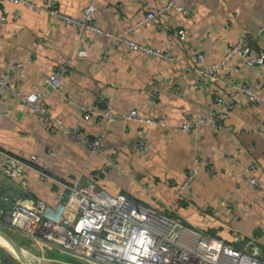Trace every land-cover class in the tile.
I'll return each mask as SVG.
<instances>
[{
	"label": "crops",
	"instance_id": "1",
	"mask_svg": "<svg viewBox=\"0 0 264 264\" xmlns=\"http://www.w3.org/2000/svg\"><path fill=\"white\" fill-rule=\"evenodd\" d=\"M30 1L36 6L49 3ZM54 1L60 13L75 18L81 17L88 2ZM165 1L93 0V22L106 33L168 49L173 61L133 50L104 34L87 30L78 35L74 26L46 10L0 1V76L23 94L42 90L40 102L47 113L65 126L78 127L83 136L93 138L105 132L99 154H90L62 131H50L20 99L0 89V148L26 161L35 156L31 164H45L47 172L62 182L78 180L114 196L123 194L134 204L163 214H169L162 206L168 204L176 211L174 218L209 236L235 245L253 239L264 259V105H248L247 96L241 94L232 109L220 111L212 94L218 89L228 98L233 86L247 83L264 96V63L249 67L235 56L231 65L237 70L216 75L229 82L228 87L219 80L199 77L202 88L198 89L196 72L184 69L193 63L195 51L203 54L205 66L219 62L227 43L241 33L249 35L253 52L264 55V35H254L264 25V0H179L187 9L185 14L168 11L155 21L136 25ZM178 28L185 31L180 41L175 36ZM81 49L86 54L76 55ZM64 62L69 63V70L56 91L46 85V77ZM152 92L157 95L154 103L149 101ZM100 98L116 114L125 116L135 109L140 116L163 118L170 124L182 123L187 116L198 119L215 113L224 128L216 131L203 123L196 133H187L145 125L139 133L133 119L99 120L107 107ZM80 105L95 108L97 114L83 118ZM139 138L146 141L145 151L136 147ZM206 162L217 169L215 173L205 172ZM2 163L0 156V187L5 196L17 194L56 206V196L62 191L59 184L26 169L24 194L19 179L1 173ZM192 168L198 174L176 197L177 185ZM246 172L257 177L261 189L244 181ZM58 253L47 246V257L57 259Z\"/></svg>",
	"mask_w": 264,
	"mask_h": 264
},
{
	"label": "built area",
	"instance_id": "2",
	"mask_svg": "<svg viewBox=\"0 0 264 264\" xmlns=\"http://www.w3.org/2000/svg\"><path fill=\"white\" fill-rule=\"evenodd\" d=\"M0 1L46 10L74 26L78 35L87 30L98 35L104 34L115 41H124L133 50L161 60L173 61V54L168 49L162 50L142 45L121 35L106 33L101 27L95 25L93 0H88L79 18L60 13L55 7L54 0H49L48 5L41 6H36L30 0ZM168 11L185 14L187 9L179 4V0H167L155 11L146 13L136 25L155 21ZM254 35L256 37L264 35V25L258 27ZM175 36L177 40H183L184 29L178 28ZM249 39L247 33H241L235 41L227 43L221 60L210 66H205L203 54L195 51L193 63L184 66L186 71L196 72L195 87L202 88L199 77L216 79L221 81L224 87L230 86L229 82L218 79L216 75L218 71L224 74L236 71L237 68L231 65L235 56L241 57L244 65L249 67L263 64L264 55L256 54L250 49ZM85 54L84 49L76 51L78 56ZM68 70V62L55 66L46 77V85L59 91L61 78ZM262 82L264 85V75ZM233 88V94L228 98L221 96L218 89L212 90L214 103L220 111L232 109L237 102V97L241 94L247 96L248 105H264V96L255 93L249 84L241 83ZM0 89L20 99L27 111L37 115L48 125L50 131L60 130L85 147L90 154H99L105 132L90 138L83 136L78 127L63 125L59 118L49 115L46 107L40 102L44 95L42 90L23 94L10 88L7 79L1 76ZM156 98V93L152 92L149 98L150 103H154ZM99 101H103L107 106L99 114V120L103 118L106 123H111L117 119H133L139 125V133L143 132L145 125H159L164 130L180 129L187 133H196L203 123H209L216 131L224 128L223 122L215 113L198 119L187 116L182 123L170 124L163 118L140 116L135 109H131L125 116L119 115L112 111L103 98ZM79 109L85 119L97 114L95 108L80 105ZM136 147L140 151H145L146 141L139 138ZM0 156L3 158L1 173L8 179H19L22 193L26 194V181L23 178L26 169H33L42 179H49L62 187V191L56 196L57 204L53 208L41 200H33L27 196L20 197L17 194L5 196L0 187V227L17 233L24 240H28L29 244L53 247L59 254L83 264H264V259L258 254V248L253 239L235 245L198 232L174 218L176 211L168 204L163 203L162 206L168 210L169 214L147 207L142 209L123 194L114 196L103 189L83 185L78 180L70 183L62 182L47 172L45 164L41 167L31 164L32 160L36 159L35 156H31V160L26 161L20 154H10L1 148ZM106 161L113 163L111 160L106 159ZM194 161L200 162L197 157ZM232 161L236 163L235 159ZM204 170L207 174H213L217 169L206 162ZM197 174V168L186 172L184 180L176 187V197L188 189ZM243 178L246 183L261 189L257 177L246 172ZM235 240L237 238H234V242ZM45 255L44 257H47Z\"/></svg>",
	"mask_w": 264,
	"mask_h": 264
},
{
	"label": "rangeland",
	"instance_id": "3",
	"mask_svg": "<svg viewBox=\"0 0 264 264\" xmlns=\"http://www.w3.org/2000/svg\"><path fill=\"white\" fill-rule=\"evenodd\" d=\"M183 224L187 226V224ZM0 230L2 231V233H0L1 237L5 236L6 238L10 239L20 249L23 261L26 264H83L59 253L56 254L57 259L55 257H44L47 249L46 245L29 244L27 242L28 240H24V238L13 231L11 232L4 227H0ZM5 247L7 246L4 244V242L0 241V257L2 259V263L6 262L11 264H22L20 259L15 257V255L8 251ZM45 256L48 255L46 254Z\"/></svg>",
	"mask_w": 264,
	"mask_h": 264
},
{
	"label": "water",
	"instance_id": "4",
	"mask_svg": "<svg viewBox=\"0 0 264 264\" xmlns=\"http://www.w3.org/2000/svg\"><path fill=\"white\" fill-rule=\"evenodd\" d=\"M139 207L140 208H142V209H144V208H146L145 206H143V205H139ZM0 233H2V231L0 230ZM3 238L10 244V245H12V247H13V249H14V251H15V257H17L18 259H20V262L22 263V264H26L24 261H23V257H22V255H21V253H20V249L10 240V239H8V238H6L5 236H3Z\"/></svg>",
	"mask_w": 264,
	"mask_h": 264
},
{
	"label": "bare ground",
	"instance_id": "5",
	"mask_svg": "<svg viewBox=\"0 0 264 264\" xmlns=\"http://www.w3.org/2000/svg\"><path fill=\"white\" fill-rule=\"evenodd\" d=\"M0 241L4 242V244L8 247L6 248L8 251L12 252L15 255V251L12 247V245H10L3 237L0 236Z\"/></svg>",
	"mask_w": 264,
	"mask_h": 264
},
{
	"label": "trees",
	"instance_id": "6",
	"mask_svg": "<svg viewBox=\"0 0 264 264\" xmlns=\"http://www.w3.org/2000/svg\"><path fill=\"white\" fill-rule=\"evenodd\" d=\"M0 264H4V263H2V259H1V257H0Z\"/></svg>",
	"mask_w": 264,
	"mask_h": 264
}]
</instances>
